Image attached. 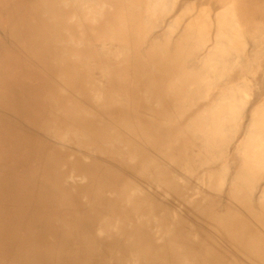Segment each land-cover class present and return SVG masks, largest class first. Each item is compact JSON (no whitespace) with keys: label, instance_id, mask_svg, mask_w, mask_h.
<instances>
[{"label":"rangeland","instance_id":"obj_1","mask_svg":"<svg viewBox=\"0 0 264 264\" xmlns=\"http://www.w3.org/2000/svg\"><path fill=\"white\" fill-rule=\"evenodd\" d=\"M24 1L10 0L7 4L13 20H17V6L19 11L20 3ZM68 1L63 15L75 10L73 2ZM190 1L195 2L194 5L187 2L190 10L181 16L180 8L186 0H177V7L174 5L171 11L162 15L156 26L148 29L146 25L141 31L146 36L143 38L138 25L128 16V7L117 9L114 0H93L91 8L99 7L93 13V22L77 21L79 31L73 37L79 44L77 49L81 51V58L73 67L69 66L68 59L62 61L60 77L55 64L44 63L29 49L27 52L17 39L8 36L4 74H0V182L9 183L10 186L4 185V190L7 192L10 187L11 193L8 198L0 196V264H89V260L98 254L97 242L101 238L98 227L109 214V207L116 212L118 208L123 215L121 228L117 232L112 230L107 238L121 240L120 256L124 264H130L127 247L133 250L140 246L146 249L145 257L141 256L131 264H144L147 255L156 259L157 254L163 259L184 255L187 261L194 259L192 264H230V257L236 253L242 264H259L243 249L235 251L231 238L211 225L209 215L212 209L223 211L238 204L229 197L226 189L236 167L234 145L239 134L227 143L225 160L233 163L227 180L217 191L204 178L205 168L215 166L210 154L184 142H195L192 136L200 134L199 125L191 124L189 129L192 130L183 129L195 106L174 118L172 123H164L174 110L171 92L165 91V98L158 101L159 106L155 105V94L159 92L155 87L163 89L164 81H178L182 73L177 65L163 67L157 51L171 54L188 20L202 9L209 20L215 21L217 5L213 0ZM244 1L248 5L238 11L242 13L241 20L253 21L257 27L263 25V16H256L254 10L257 0H236L238 5H244ZM170 21L173 23L168 27ZM165 47L168 49H163ZM145 50L150 52L145 53ZM155 51L158 75L147 72L148 79H144L142 62ZM259 59L249 66L252 69L247 68L248 75L250 80L253 76L264 84L263 55ZM248 60L245 58L243 62ZM261 64L260 69L256 68ZM172 69L174 71L169 74ZM238 73H241L240 68L234 67L228 78L230 74L238 76ZM254 83L252 87L255 88ZM24 102L28 108L24 107ZM202 104L204 101L197 107ZM159 108H163L165 114H160ZM29 113L38 115L37 126L26 116ZM83 115L88 116L89 124L76 120ZM246 119L247 115L241 118V124ZM86 125H92L93 133ZM228 126L229 123L226 128ZM52 128L60 135H65L66 130L69 139L64 142L55 138L50 131ZM177 129L178 138H170V133ZM101 132L108 142H98ZM85 144L91 150L87 156ZM103 149H110L109 155L101 154ZM200 159L204 160L203 165L196 162ZM184 161L194 165H185ZM84 166L92 168L85 170ZM109 169L108 180L104 177ZM83 170L89 172L88 177L85 178ZM116 176L126 185L121 190L120 184L113 181ZM263 181L264 178L261 184ZM19 183L28 188L24 201L18 194ZM133 188L137 190L135 195L131 193ZM56 198L55 202H50ZM239 208L248 217L245 204ZM251 222L256 231L264 228L253 218ZM86 251L90 252L88 258ZM152 264L161 263L155 261Z\"/></svg>","mask_w":264,"mask_h":264},{"label":"bare ground","instance_id":"obj_2","mask_svg":"<svg viewBox=\"0 0 264 264\" xmlns=\"http://www.w3.org/2000/svg\"><path fill=\"white\" fill-rule=\"evenodd\" d=\"M70 1L73 2L75 10H73L71 14L66 13L63 15V12H65L66 9L65 7H67L69 3L67 0H53L52 3L51 0H25L24 3H22V6L24 7L26 5L24 9H27L17 16V20H14L10 27L11 34H20V43L27 52L29 49L39 56L44 63L52 62L55 64V70L59 77L62 74V67L60 66L62 61L68 59L70 61L69 66L71 67L72 65L73 67L77 65L78 59L81 58L79 53L81 51L77 49V45L79 44L73 40L75 33L79 31L77 21L89 20L90 23H92L94 20L93 13L98 11L99 8L98 5L95 9L91 8L93 0ZM176 1L177 0H114L113 4L117 9L129 8L126 9L131 11V13L127 11L129 18L138 25L140 34L145 38L146 36H144L141 31L144 30L146 25L148 26V29L156 26L155 24L162 15L171 11L174 8V5L175 8L177 7L176 5L178 4ZM187 2L191 6L195 3L186 0L180 8L181 16L184 15L183 12H188L190 10V6H188L189 4L186 5ZM263 2L264 0L255 1L257 4L254 5V10L256 16L261 15L264 18ZM213 3L217 5L214 8L216 9L214 10L215 21L212 22V20H209L207 12H202L203 9L201 8L202 10L189 19L184 26L183 31H181V36L175 41L176 46L173 51H171V54L168 55L166 52L156 50L161 56L159 61L162 60L163 67L169 64L177 65L176 67L182 73L180 74V79L178 81H173L172 79L171 81L168 80L165 82L163 79L165 84L163 89L155 87V91L159 90V92L155 94V99L157 100L155 105L159 106L158 101L165 98V91L171 92L173 95L172 107L174 110L172 116H167V120H164V123L167 121L172 123L174 118L184 115L188 109L195 106V110L190 115L191 117L187 122L185 121L186 124H183V129H189L191 124L195 126L199 125L200 134L192 136L195 142L192 141L190 143L189 140L184 142H188L191 147L195 146V149L196 147H201L202 151L210 154L211 160L215 163V166L213 168H205L204 178L208 185L215 188L217 191H220L219 189L222 187V184L227 180V173L230 171V166L233 163L225 160L227 143L229 141H234L239 134L240 137L235 141L234 145V162L236 167L233 171V175L228 181L229 187L227 185L226 189L229 197L238 203V207L229 206L228 208L223 209V211H215V209H212V212L209 215L212 220L211 225L220 231V233L224 234L225 237L229 239L231 238L232 243L235 245V251L243 249V252L249 254L254 261L259 264H264V228L256 231L253 229V224L251 222V219L253 218L264 227V181L261 184L264 178V84L261 80H256L253 76L251 77L253 79L250 80L247 69L249 66H253L259 61V58L262 57V55L264 60V22L263 25L257 27L255 24H252L253 21L248 22L245 19L244 21L241 20L239 16H241L242 13H239L238 11L241 8H247V1L243 2L244 5H238L236 0H213ZM12 9H14V5ZM79 14H81L80 18L78 17ZM8 18L12 19L11 16ZM127 21H129V19ZM207 21L211 23L209 26ZM172 23L173 21L168 22V27H171ZM80 36L82 37L81 34ZM206 44H208L207 48H205ZM161 47H163V44ZM163 49H168V47ZM156 51L149 54L147 59L145 58L142 62V65L145 68V73L143 75L144 79H148L147 72L148 74L155 72L158 75V72L155 71L158 65V62L155 60ZM148 52L150 51L147 50L145 53ZM245 58L249 60L244 63L243 60ZM234 67H239L241 73H238V76L230 74L228 78V73L231 72ZM259 67H262V64L256 66V68ZM249 68L252 69V67ZM172 71H174V69H172L169 74H171ZM253 83L254 86L257 85L255 88L252 87ZM68 86L69 85H67V87ZM160 90H163L164 92L160 93ZM91 97L95 96L92 95ZM34 99L38 100V98ZM200 101H204L205 104L197 107V104L199 105ZM24 107L28 108V105H24ZM158 112L160 114H165L163 108H159ZM205 112L207 115H205ZM245 115H247V119L241 124L240 120ZM26 116L29 117L30 122L34 126H37L39 119L37 118L38 115L35 116L34 114L29 113ZM86 116L87 115L78 116V119L76 120L82 124H89L87 119L88 116ZM164 123L162 122L163 125ZM228 123L229 126L226 128ZM91 126L87 127L89 128ZM50 131L52 132V136L59 138L64 142L69 139L66 130L65 135H60L54 132V128ZM178 132L179 130L177 129L175 132L170 133V138L177 139ZM103 134L104 132L100 133L98 142L102 140L108 142L107 137ZM191 134L192 133H190V136ZM85 148L86 150L84 153L85 156H87V154L91 153V150L87 146ZM92 151L94 150L92 149ZM109 151L110 149H103L101 154L104 155L105 153V155H109ZM88 158H90V156H88ZM204 160L209 161L205 158ZM204 160L200 159V161L196 160V162L203 165ZM184 164L188 165L191 163L184 161ZM80 165L81 164L79 163V167ZM191 165H194V163ZM88 168H92V166H84L85 170ZM113 169L118 170L114 167ZM109 171L110 169L106 172L104 177L108 180L110 177ZM84 172L86 174L85 178L88 177L89 172ZM116 174L119 175L118 172ZM121 180L122 179L118 176L113 180L120 184L118 185L120 190L126 186L124 181ZM4 182L5 180L0 182V196L8 198L10 197L11 188L9 187V190L6 192V190H4ZM7 184L5 185L6 187ZM51 186L56 188L55 185ZM211 187H209V189ZM17 189L21 200H26L28 193L27 186H23V184L19 183ZM135 190V188L131 190L132 195H135ZM56 191L58 194H61L59 190ZM96 192L98 193V191ZM196 193H198L197 190ZM58 194H56V196H60ZM117 199L119 201L120 198ZM56 200L57 198L50 202L53 203ZM3 201L5 202V198ZM244 204L248 209L249 218L247 217V214L239 208L244 206ZM116 210L117 212L112 211L109 207L107 210L109 214H106L100 222L98 232L101 235V238H99L97 242L98 254L89 260V264H124L120 256V252H122L121 240L117 238L112 240L107 238V235L112 233V230L117 232L119 228H121L120 225L122 223L121 220L123 221V215L118 208H116ZM240 212L244 214L245 217ZM82 232L84 234L83 230ZM103 233L106 234L102 235ZM96 248H94V250ZM216 248L217 247H215V249ZM87 250H90V247H88ZM127 250V253H129L130 264L131 262H137L138 259L142 258L141 256L145 257L146 254V249L141 246L133 250H130L127 247ZM86 252L87 255L85 256L88 258L89 251ZM145 261L144 264H152L155 261H158L161 264H192V261H187L184 255H176L174 259H163L161 254H157L156 259H152L147 255V260ZM230 264H242L240 256L237 255V253L234 254L232 258L230 257Z\"/></svg>","mask_w":264,"mask_h":264},{"label":"crops","instance_id":"obj_3","mask_svg":"<svg viewBox=\"0 0 264 264\" xmlns=\"http://www.w3.org/2000/svg\"><path fill=\"white\" fill-rule=\"evenodd\" d=\"M2 1V2H1ZM11 3L10 0H0V74L3 75L4 74V54H5V49L7 48V40H8V36L11 35L13 38L17 39L19 42H21V38H20V34L14 35L10 33V27L12 26V22L14 21L12 16L10 18L6 19V16H9V12L7 9V4ZM22 4L20 3V9L18 11V6H17V16H19L22 11L26 10L24 9V7L26 6H22ZM10 10V9H9ZM11 11V10H10ZM9 30V31H8ZM22 48V47H21ZM8 49V48H7ZM27 99V98H26ZM23 100H25V97L23 98ZM22 99H20L19 101H23ZM24 105H26V102H24ZM7 186H10V184L8 183Z\"/></svg>","mask_w":264,"mask_h":264}]
</instances>
